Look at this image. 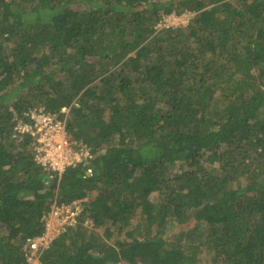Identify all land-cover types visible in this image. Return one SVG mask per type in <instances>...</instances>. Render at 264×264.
I'll list each match as a JSON object with an SVG mask.
<instances>
[{"label": "trees", "instance_id": "16d2710c", "mask_svg": "<svg viewBox=\"0 0 264 264\" xmlns=\"http://www.w3.org/2000/svg\"><path fill=\"white\" fill-rule=\"evenodd\" d=\"M41 106L92 155L61 176L14 135ZM89 196L40 264H264V0H0V264Z\"/></svg>", "mask_w": 264, "mask_h": 264}, {"label": "built area", "instance_id": "2783aa9c", "mask_svg": "<svg viewBox=\"0 0 264 264\" xmlns=\"http://www.w3.org/2000/svg\"><path fill=\"white\" fill-rule=\"evenodd\" d=\"M74 105L78 106L76 101ZM72 106H64L60 112H51L44 107L34 108L25 113L27 119L19 120L14 127V135L18 138H33L34 160L46 169H52L61 176L68 167L76 166L92 157L90 149L82 142L75 141L67 132V121ZM88 174H92V167H89ZM58 204L54 202L51 210L44 218L45 231L34 238H28L30 243V255L42 253L56 238L52 236L51 230H55V222L60 221L65 212L76 217L79 213L76 204ZM77 213V214H76ZM67 225V224H66Z\"/></svg>", "mask_w": 264, "mask_h": 264}, {"label": "rangeland", "instance_id": "374dc122", "mask_svg": "<svg viewBox=\"0 0 264 264\" xmlns=\"http://www.w3.org/2000/svg\"><path fill=\"white\" fill-rule=\"evenodd\" d=\"M193 16H194V13H191V12H183L181 14H177L176 12H172V13L164 16V19H163V22L161 23V26L162 27H168V26H176L177 27V26H181V25H186L189 23V21L192 19ZM32 156L34 157V153H32ZM90 198L91 197L89 196L83 200H78V201H75L73 203V205L76 204V207L78 208L79 213L82 212V210L85 206L83 204V202L86 203L87 201H89ZM70 208H71V206L69 205V209ZM63 217L64 218H62L59 222L56 221L55 219L53 220V222H55V226H54L55 230L54 231L51 230L52 236H58L62 231H64V229H66L67 226L75 225L77 223V220H78L77 216L73 218L71 214L70 215L68 214V212H65V215ZM85 225L90 230H93V232H97L98 234L102 235L104 232V230H101V228H94L93 224L90 221L85 222ZM186 229H188V227ZM186 229H184V230H186ZM182 231H183V229L179 230V229L174 228L173 233H175V235L171 237V240L175 241L176 237L179 238L178 240H185L186 235L184 233H181ZM182 234H184V235H182ZM118 238H120L121 240H126L127 234L123 233L119 237L115 234L112 236L111 239H108L107 242L112 244ZM183 244H185L184 246H186L187 241L186 242L184 241ZM39 257H40V252L36 253L35 255L33 253H31V255H29L27 257L29 264H40ZM198 261L199 262L197 264H215L214 254L208 250H206V251L204 250L200 253V255L198 257Z\"/></svg>", "mask_w": 264, "mask_h": 264}, {"label": "clouds", "instance_id": "9594fccd", "mask_svg": "<svg viewBox=\"0 0 264 264\" xmlns=\"http://www.w3.org/2000/svg\"><path fill=\"white\" fill-rule=\"evenodd\" d=\"M42 107V106H41Z\"/></svg>", "mask_w": 264, "mask_h": 264}]
</instances>
